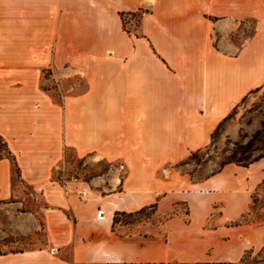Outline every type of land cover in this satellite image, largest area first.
Here are the masks:
<instances>
[{
	"label": "crops",
	"instance_id": "0c3cea01",
	"mask_svg": "<svg viewBox=\"0 0 264 264\" xmlns=\"http://www.w3.org/2000/svg\"><path fill=\"white\" fill-rule=\"evenodd\" d=\"M263 83L264 0H0V203L23 219L16 233L38 228L46 242L0 264H239L257 253L264 227L245 217L264 155L202 164L199 177L177 164ZM240 128L254 126L230 115L217 138ZM99 160L107 170L84 177ZM152 204L166 216L154 231L112 222Z\"/></svg>",
	"mask_w": 264,
	"mask_h": 264
},
{
	"label": "rangeland",
	"instance_id": "374dc122",
	"mask_svg": "<svg viewBox=\"0 0 264 264\" xmlns=\"http://www.w3.org/2000/svg\"><path fill=\"white\" fill-rule=\"evenodd\" d=\"M123 18V28L134 27V25H136L138 13L125 15ZM128 24L130 26H128ZM249 27L246 29L245 33L250 30ZM125 107L126 106H121V109H124ZM231 117L239 121V123L244 126L249 125L250 128H253L254 126L250 133L246 132L247 135L257 129L264 132V83L259 88L243 97L233 107ZM246 133L242 128H240L237 139H229L230 143L226 141L227 138L219 139L216 136L213 140V144L208 145L205 149H203V151L195 152L192 156H189V154L186 158L181 160L177 164L179 170L182 173L199 177L201 175L200 166L202 164L207 163L208 166H218V163L231 148L232 142L239 143L244 141L245 139L241 138V135ZM261 147L262 148L260 150H255L253 154L264 151V139L261 143ZM66 156L69 161L75 162L72 154L68 152L66 153ZM110 164H112V162ZM113 164L118 166L115 162ZM106 165L109 167V163L107 161L99 160L97 167L86 169L83 172V176L85 177L96 172H102V169ZM118 167L121 168L120 166ZM73 172V169L68 170V175H75ZM164 218H166V216H160L159 214H156L153 209L147 208L136 214L119 216L117 218V222L119 230L121 231L151 232L159 227ZM245 220L260 223L264 227V182L255 191L252 204ZM18 223L23 224V219L18 218L13 212V208L8 206V204L0 203V253L33 249L46 244L44 234L38 228L25 234L16 233L14 231V226ZM239 264H264V245L257 253H246L243 261Z\"/></svg>",
	"mask_w": 264,
	"mask_h": 264
},
{
	"label": "trees",
	"instance_id": "16d2710c",
	"mask_svg": "<svg viewBox=\"0 0 264 264\" xmlns=\"http://www.w3.org/2000/svg\"><path fill=\"white\" fill-rule=\"evenodd\" d=\"M231 114H232V112H231ZM231 114L226 115L217 123V125L215 126L213 131L210 133L208 145L213 144L214 138L219 134L221 127L223 126L224 122L230 117ZM241 138H244L245 140L241 141L239 143L232 142L231 148L229 149L227 154L223 157V159L218 163V169L227 163H235V164L240 165V166H247L249 163L257 160L258 158H260L264 155V151L257 153V154H253V152L255 150H260L262 148L261 143L263 142V139H264V132L257 129L249 135L242 134ZM226 141L228 143H230L229 139H226ZM207 146L190 153L189 156L194 155L195 152L203 151V149H205ZM7 154H8V151L6 149L5 143L0 139V156L7 155ZM107 168H108V165H106L102 169L103 170L102 172H105L107 170ZM14 171L16 172V168H14ZM102 172H100V173H102ZM147 208H151L154 210V205L152 204V205L147 206V207H142L135 212L127 213V214L123 213V212H114V214L112 216V222H113V224L115 222H117V218L119 216L136 214V213L141 212Z\"/></svg>",
	"mask_w": 264,
	"mask_h": 264
},
{
	"label": "built area",
	"instance_id": "2783aa9c",
	"mask_svg": "<svg viewBox=\"0 0 264 264\" xmlns=\"http://www.w3.org/2000/svg\"><path fill=\"white\" fill-rule=\"evenodd\" d=\"M82 195H83V193L80 194V196H82Z\"/></svg>",
	"mask_w": 264,
	"mask_h": 264
}]
</instances>
